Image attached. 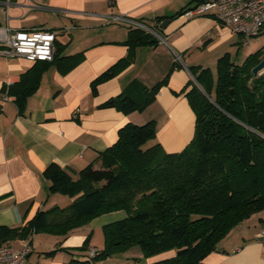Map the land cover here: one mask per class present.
<instances>
[{"label": "crops", "instance_id": "1", "mask_svg": "<svg viewBox=\"0 0 264 264\" xmlns=\"http://www.w3.org/2000/svg\"><path fill=\"white\" fill-rule=\"evenodd\" d=\"M200 1L9 0L6 5L0 0V25L56 31L55 44L61 46V56L83 54V59L67 72H62L64 66L49 64L41 74L37 90L27 97L22 109L2 90L17 82L20 74L34 62L0 54V225L23 226L39 210L70 204L73 198L49 194V181L42 175L44 168L55 162L76 179L88 164L99 167V154L116 141L118 130L128 123L141 125L154 120L156 135L151 142H158L166 152H178L187 145L193 136L195 116L183 90L191 87V84L187 86L193 80L188 68L194 63L195 54L216 53L218 59L233 45L240 46L241 40L210 15L170 18ZM105 15L148 25H154L157 17L170 21L164 29L159 23L165 42L135 46L133 60L117 68L115 75L98 82L93 94L92 82L129 54L123 41L132 26L123 20L106 23ZM175 54L180 55V62H175ZM172 67L167 83L143 111L124 114L116 108L99 107L125 90L131 81L150 87ZM125 216L119 210L91 222L101 229ZM263 227L264 209L235 225L200 264H264V245L256 238ZM36 236L9 243L18 248L27 241L28 261L38 264H65L72 257L88 253L74 254L68 250V256L60 251L53 258H47L44 252L53 248L37 250L39 243L35 246L33 243ZM56 245L59 246L55 249L68 248L64 242L56 241ZM173 254L149 258L148 263Z\"/></svg>", "mask_w": 264, "mask_h": 264}, {"label": "trees", "instance_id": "2", "mask_svg": "<svg viewBox=\"0 0 264 264\" xmlns=\"http://www.w3.org/2000/svg\"><path fill=\"white\" fill-rule=\"evenodd\" d=\"M165 18L157 17L156 23ZM157 42L143 30L129 28L123 41L128 56L92 82L93 94L98 82L133 60L135 46ZM263 56L261 47L238 64L224 53L216 62L215 84L209 68H188L197 84L189 81L191 87L183 91L195 121L193 136L182 150L166 152L158 142L145 147L156 135L155 121L149 120L121 127L116 141L99 154L100 166L88 164L76 179L55 162L48 164L42 175L49 181V194L66 195L73 198L71 203L39 210L23 226L0 225V246L43 231L66 234L102 214L122 210L124 218L102 226L101 249L65 264H94L134 246L147 259L174 253L151 264H200L235 225L264 209V73L251 72ZM82 59V53L61 56V46L55 44L52 61H35L2 91L22 109L49 64L64 66L62 72H67ZM173 68L150 87L131 81L99 107L124 114L143 111ZM89 242L86 237L77 250L88 251Z\"/></svg>", "mask_w": 264, "mask_h": 264}, {"label": "built area", "instance_id": "3", "mask_svg": "<svg viewBox=\"0 0 264 264\" xmlns=\"http://www.w3.org/2000/svg\"><path fill=\"white\" fill-rule=\"evenodd\" d=\"M4 3L7 5L9 0H4ZM182 15L186 17L210 15L219 25L239 35L241 45L247 46L252 38L263 32L264 0H201L196 5L188 7ZM121 20L150 34L159 43L165 42L157 23L148 25L116 15H105L106 23ZM56 36V31L49 29L24 30L0 25V54L7 57L20 56L32 62L38 60L50 62L54 57ZM174 59L175 62L181 61L178 54H175ZM191 77L193 78L192 75ZM193 81L197 84L194 78ZM256 238L264 245V227L258 231ZM95 251L93 247L88 250L90 254ZM29 253L30 246L27 241L18 248L11 244L1 245L0 264H38L28 261Z\"/></svg>", "mask_w": 264, "mask_h": 264}, {"label": "rangeland", "instance_id": "4", "mask_svg": "<svg viewBox=\"0 0 264 264\" xmlns=\"http://www.w3.org/2000/svg\"><path fill=\"white\" fill-rule=\"evenodd\" d=\"M261 47L264 48V29L260 35L252 38V41L247 46L233 45L231 49H227L225 53L228 52L230 58L234 62L241 64L248 53L254 52ZM195 55L196 56L193 58L194 63L192 64V66H200V67L204 66L206 68H209L211 71L213 82L215 84L216 75H217L216 53H203V54L196 53ZM151 143H152L151 141H148L144 146L145 147L150 146ZM33 235H37L36 237L33 238L34 246L35 243H39L36 245L37 250L45 251V250H50L52 248L55 249L59 246V245L55 246L56 241L60 243L64 242L67 244L68 248H64V247L63 249L58 248L55 254H53L52 256L45 255V257L47 258H53L60 251L64 252V256H68L66 253V251L68 250H71L75 254L78 251L77 248L83 243L86 237L90 238L89 246H94L97 249H101L104 245L102 230L98 227H95L91 221L70 230L66 234L58 235L47 231H43ZM39 240L40 242H38ZM57 260H60L59 257L57 258ZM60 261L62 263V260ZM94 264H149V263H148V259L143 257L140 248L138 246H134L130 248L128 251L119 253L113 257L96 260Z\"/></svg>", "mask_w": 264, "mask_h": 264}, {"label": "water", "instance_id": "5", "mask_svg": "<svg viewBox=\"0 0 264 264\" xmlns=\"http://www.w3.org/2000/svg\"><path fill=\"white\" fill-rule=\"evenodd\" d=\"M169 19H165L161 25L160 28L164 29L166 25L169 23ZM252 74L254 76H259L262 73H264V56L260 59V61L252 68L251 70ZM230 93H232V90H230Z\"/></svg>", "mask_w": 264, "mask_h": 264}]
</instances>
